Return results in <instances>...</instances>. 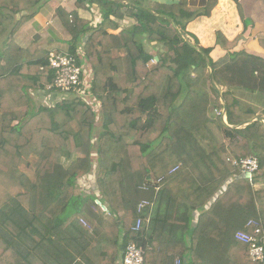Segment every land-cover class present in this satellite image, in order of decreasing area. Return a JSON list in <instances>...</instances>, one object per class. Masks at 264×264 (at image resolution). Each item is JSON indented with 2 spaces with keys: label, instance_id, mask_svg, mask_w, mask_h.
<instances>
[{
  "label": "trees",
  "instance_id": "obj_1",
  "mask_svg": "<svg viewBox=\"0 0 264 264\" xmlns=\"http://www.w3.org/2000/svg\"><path fill=\"white\" fill-rule=\"evenodd\" d=\"M40 1L0 0V38L9 31L0 53V248L11 264H118L133 243L145 264H264L235 239L255 228L264 235V57L231 51L239 38L217 32L227 53L213 60L187 37L198 10L185 0H75L101 16L87 36V22L57 10L90 86L34 109L28 90H45L54 73L48 53L28 58L13 36L30 17L15 15ZM217 4L208 0L203 15ZM111 18L131 26L110 35ZM246 157L258 162L250 180L232 165ZM138 217L150 220L135 231Z\"/></svg>",
  "mask_w": 264,
  "mask_h": 264
},
{
  "label": "crops",
  "instance_id": "obj_2",
  "mask_svg": "<svg viewBox=\"0 0 264 264\" xmlns=\"http://www.w3.org/2000/svg\"><path fill=\"white\" fill-rule=\"evenodd\" d=\"M179 1L180 0H149L152 4H174ZM185 1L189 7L198 10V15L186 23L185 29L187 37L192 42L191 36H194L201 47L211 48L212 52L210 56L213 60H217L227 53L222 46L216 44L217 32H220L229 43L239 38L231 51L238 52L246 50L264 57V50L258 44V40L264 39L263 0H246L249 3L247 9L252 12L250 13L251 19L247 20L244 18L243 20L241 19L240 16L242 14L247 18L250 17L243 13L242 7L240 9V15L237 5L232 0H218V4L212 10L209 17L203 15L208 0ZM243 1L245 0H240V6ZM59 8L63 10L65 14L73 13L78 20L87 22V36L90 35V31L93 30L92 26L98 25L101 22V16L98 15L97 12H93L95 11L92 10L93 8L79 9L75 5V0H41L32 10L15 15V22H17L21 16H30L22 23L13 36L14 44L19 49L23 51L29 50V54H26V57H33L36 59L37 56L46 55L49 52L69 54L72 36L66 28L65 23L57 14ZM247 22L251 24L248 25ZM245 25H247L246 29L244 27ZM130 26L131 22L127 18L121 20L111 18L110 22L108 21L104 25V29L106 33L111 35L117 34ZM8 32L0 38V53L4 49ZM86 35L81 36L79 42L76 44V52L78 55L82 53V46L84 40H86ZM121 52L123 51H116L115 54L122 56L120 55ZM81 66L83 68L82 83L84 89L88 90L90 86V74L83 65ZM33 92V90H28L27 94L32 108H34L35 105L34 101L38 99H42L45 105H50L57 101V94L49 95L44 89L40 92ZM85 99L89 104L93 106L96 105V102L90 98L89 95ZM147 224H149V222ZM145 249V251L148 252L150 247L145 246ZM177 261L179 260L176 259L175 264ZM118 264H120V262ZM150 264H158V262L152 259Z\"/></svg>",
  "mask_w": 264,
  "mask_h": 264
},
{
  "label": "built area",
  "instance_id": "obj_3",
  "mask_svg": "<svg viewBox=\"0 0 264 264\" xmlns=\"http://www.w3.org/2000/svg\"><path fill=\"white\" fill-rule=\"evenodd\" d=\"M47 60L54 77L52 84L46 86L44 91L49 95L57 94L56 98L58 96L63 98L69 94L82 96L84 90L82 86L83 68L77 63V59L68 53L49 52ZM223 121L226 124L225 116H223ZM232 165L240 168L244 176L248 174L249 180L258 171V162L254 157L241 158L239 161H233ZM159 182L160 179L153 180L154 185ZM155 190H158L157 186H155ZM143 207L144 204H139L138 209L141 210ZM148 222L149 218L138 217L134 230L138 231L143 223L147 224ZM235 239L246 245L252 261L264 263V235L261 234L259 228H255L252 233L239 231L235 234ZM120 264H144V250L135 243L127 245L123 250ZM176 264H179V261Z\"/></svg>",
  "mask_w": 264,
  "mask_h": 264
},
{
  "label": "rangeland",
  "instance_id": "obj_4",
  "mask_svg": "<svg viewBox=\"0 0 264 264\" xmlns=\"http://www.w3.org/2000/svg\"><path fill=\"white\" fill-rule=\"evenodd\" d=\"M248 2L245 0V1H243L242 2V5H241V7H242V11H243V13H245L248 17H250V18H247V17H245L243 14H242V16H243V18L245 19V20H247V19H251V16H250V13H252L250 10H248L247 9V7H248ZM249 21V20H248ZM247 24L248 25H250L251 23H249V22H247ZM249 28V27H248ZM191 41V40H190ZM120 55H122L123 56V52H121V54ZM116 56H118V55H116ZM222 90H224V89H222ZM165 92H166V86L163 88V91H162V94H165ZM33 93H35V92H33ZM61 99H62V96H58V98L56 99L57 100V102H59V101H61ZM242 100H244V102H249V103H254L252 100H251V98L250 97H247V96H243L242 97ZM34 109H36V108H38L39 106H46L45 105V102L44 101H42V99H38V100H36V101H34ZM54 104V103H53ZM53 104H50V105H53ZM247 104V103H246ZM255 104V103H254ZM38 105V106H37ZM48 105V104H47ZM212 114V113H211ZM213 132H214V135H215V137L217 138V140H219V142H221V143H224L225 145L228 143V141L225 139V137H224V135H223V133H221V132H218V131H216L215 129H213ZM35 157H31L30 158V163L31 164H33L34 162H35ZM3 198H4V195H2L1 197H0V206L3 204ZM2 250H1V248H0V263H8V264H11V261L9 260L10 259V254L9 253H4L3 251L1 252Z\"/></svg>",
  "mask_w": 264,
  "mask_h": 264
},
{
  "label": "water",
  "instance_id": "obj_5",
  "mask_svg": "<svg viewBox=\"0 0 264 264\" xmlns=\"http://www.w3.org/2000/svg\"><path fill=\"white\" fill-rule=\"evenodd\" d=\"M245 177H246V178H248V177H249V176H248V174H246V175H245ZM96 204H98V205H99V204H100V202H99V201H96ZM102 208H103V209H105L103 206H102Z\"/></svg>",
  "mask_w": 264,
  "mask_h": 264
}]
</instances>
